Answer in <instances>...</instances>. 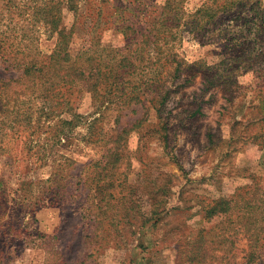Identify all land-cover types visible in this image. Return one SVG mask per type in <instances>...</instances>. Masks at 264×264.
I'll return each instance as SVG.
<instances>
[{"label": "rangeland", "instance_id": "obj_1", "mask_svg": "<svg viewBox=\"0 0 264 264\" xmlns=\"http://www.w3.org/2000/svg\"><path fill=\"white\" fill-rule=\"evenodd\" d=\"M7 1H11L12 27L18 30L28 27L27 35L35 39L39 51L50 54L56 36L46 29L43 19L32 27L28 12V7L35 3L43 7L48 0H0V31L5 30L9 22L5 11ZM59 1H63L64 8L60 27L66 33L72 31L69 46L72 54L91 50L94 54L108 55L105 59L109 60L116 53L131 54L126 43L137 42L140 34L152 27L165 0ZM204 1L185 0L182 8L185 13H192ZM251 2L264 8V0ZM69 5H74L73 9ZM230 17H221L218 26L230 24ZM126 26L131 29H124ZM204 37L178 36L170 47L175 57L171 68L177 61L204 60L208 65L217 64L220 41L210 38L209 34ZM104 47L107 50H102ZM130 48L133 50L134 45ZM166 72L168 70H163ZM0 75L14 76L1 66ZM190 75L194 77L188 76L186 83L182 78L175 86L171 85L163 113L167 141L159 140L157 131L161 125L157 126L153 109L150 110V132L144 138L146 147L137 156L133 152L137 150L142 130L129 136L130 154L125 157L127 162L121 171L132 182L141 176L146 166L149 184L153 187L172 181L173 194L155 226L151 221L142 229L134 226L123 230L121 234L125 236L120 237L118 247H99L91 243L90 234L94 229L82 217L85 192L80 182L84 181L87 187L94 184L90 169L83 175L80 173L98 151L87 133L86 120L98 117L95 112L100 111L96 110L90 95L82 87L77 88L75 111L81 118L73 130L61 136L64 139L59 143L52 140V122L35 127L34 133L31 130L35 125L28 128L22 122L20 137L8 143L11 148L8 152L3 150L8 139L5 138L7 126H0V264H188L184 260L191 256L193 240L199 231L208 232L211 226L225 219L203 220L202 211L212 200L230 197L242 188L255 187L257 197L264 201V147L261 148V140L255 138L258 133H264V121L258 113L257 99L248 91L233 94L227 102L218 89H206L199 74ZM251 77L246 74L239 77V81L248 85ZM135 109L138 114L131 120L142 112L140 106ZM101 116L105 134L113 136L114 113L102 108ZM62 156L74 161L75 166L67 169L71 177L67 183L61 182L62 186L66 184L61 194L51 198L50 193L43 192L47 188L44 181L63 161ZM148 206L143 204L145 215H149ZM233 222H226L217 231L234 227ZM227 247L224 258H215L210 264H245L238 258L239 254L234 259L233 250ZM215 248L213 257L221 252Z\"/></svg>", "mask_w": 264, "mask_h": 264}, {"label": "trees", "instance_id": "obj_2", "mask_svg": "<svg viewBox=\"0 0 264 264\" xmlns=\"http://www.w3.org/2000/svg\"><path fill=\"white\" fill-rule=\"evenodd\" d=\"M10 2H5L9 22L4 26L5 30L0 31V66L3 71L14 74L0 75V126H7L5 138H8L3 150L11 151L8 143L20 137L22 122L28 128L35 125L32 133L40 124L52 122V140L61 142V136L73 130L81 118L75 111L77 88L82 87L90 95L96 103V110L100 111L95 112L98 117L86 120L87 133L98 151L83 166L80 175L90 169L94 186L87 187L84 181L79 182L85 192L82 217L94 229L90 242L99 247L120 246V237L125 236L121 234L123 230H131L134 226L142 229L151 221L155 226L167 210L173 194L172 181L152 187L148 169L143 166L141 176L131 182L121 168L127 162L125 157L130 154L128 139L131 133L142 130L133 154L137 156L145 149L144 138L152 123L151 109L158 121L157 126L161 125L157 131L159 140L162 143L167 141L163 113L176 81L184 78L186 83L188 76L194 77L190 73L199 74L202 85L206 89H218L227 102L233 94L249 91L257 99L258 113L264 121V8L254 6L251 0H205L192 13L184 12L185 0H165L152 27L141 33L137 42L126 43L131 54L116 53L109 60L105 59L108 55L94 54L91 50L72 54L69 49L72 31L66 33L60 27L64 8L63 1L59 0H48L43 7L36 3L28 7L34 24L31 26H37L36 23L43 19L46 29L56 36L51 53L42 54L35 39L28 37V27L26 30L12 27ZM73 6L69 5V8L73 9ZM138 8L139 5L134 10ZM225 16H231V23L218 26L222 22L219 19ZM124 29L130 30L131 27ZM183 34H192L196 38L209 34L210 38L219 40V62L208 65L204 60L195 63L177 61L171 68L175 57L170 47ZM17 39L20 42L16 43ZM163 70L168 72L163 73ZM246 74L252 76L248 85L239 81V77ZM23 97L25 99H21ZM135 106H140L142 112L131 120L138 114ZM102 108L110 109L115 115L113 136H107L100 124ZM255 138L260 139L259 146L264 147V133H258ZM61 158L63 161L44 181L47 188L43 192L50 193L51 198L61 194L66 185L62 186L61 182L67 183L71 177L67 169L75 166L74 161L65 156ZM237 192L206 205L202 211L203 220L209 222L222 217L224 222L211 226L208 232L205 229L199 231L193 240L195 245H192L191 256L184 262L210 264L215 258H224L228 245L233 250L234 259L239 254L238 258L245 264H264V201L257 197L255 187ZM144 203L149 205V215L142 211ZM230 220L234 221V227L217 231ZM214 248L221 251L216 257L212 253Z\"/></svg>", "mask_w": 264, "mask_h": 264}]
</instances>
